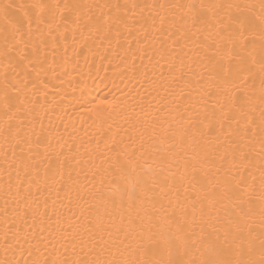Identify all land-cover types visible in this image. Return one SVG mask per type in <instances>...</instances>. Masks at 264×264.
I'll return each mask as SVG.
<instances>
[{
    "label": "bare ground",
    "instance_id": "obj_1",
    "mask_svg": "<svg viewBox=\"0 0 264 264\" xmlns=\"http://www.w3.org/2000/svg\"><path fill=\"white\" fill-rule=\"evenodd\" d=\"M189 3L224 6L208 11L213 19L197 33L199 44L187 9L180 7ZM8 4L15 6L7 9L10 18L22 21L15 38L2 30ZM261 4L262 0H0V261L169 259L163 248L155 255L144 253L150 236L168 237L173 259L208 257L211 246L230 247V258L237 259L239 248L247 250L251 242L252 256L259 261L264 234ZM229 16L244 21L243 37L235 26L231 36L222 27ZM233 42L237 50L245 46L244 52L234 53ZM213 51L217 70L234 66V54L243 55L248 64L254 57L252 78L244 84L233 74L225 90L205 68ZM249 90L251 112L240 115L229 97L241 98ZM208 124L219 136L218 152L215 138L209 142L196 132L206 131ZM193 140L197 145L207 142L209 158L217 157L216 167H208L204 156L196 155ZM226 149L227 159L221 160ZM233 155L239 167L231 163ZM193 164L200 169L196 182ZM226 181L231 188L240 183L234 190L243 193L241 200L232 197L231 190L222 195ZM45 202L50 216L54 206L62 214L59 227L67 245L56 217L42 223L37 214L45 211ZM69 209L80 222L81 212L101 219L104 227L94 241L88 242L82 231L73 241L68 234ZM41 228L47 229L44 236L53 246L37 253L34 245ZM237 235L241 239H234ZM96 241L99 246H94Z\"/></svg>",
    "mask_w": 264,
    "mask_h": 264
},
{
    "label": "snow or ice",
    "instance_id": "obj_2",
    "mask_svg": "<svg viewBox=\"0 0 264 264\" xmlns=\"http://www.w3.org/2000/svg\"><path fill=\"white\" fill-rule=\"evenodd\" d=\"M15 7L12 4H8L5 5V11L3 13L2 19H3V31L8 34L10 33L13 38H15V36L17 34H20L21 32V24L22 21H18V20H13L12 18H10L7 9L8 8H12ZM67 7V6H66ZM117 8H119V5L116 6ZM133 8H136L137 5H132ZM150 7H155V5H151ZM160 8H164L165 5H160ZM180 7H185L187 9V13L186 15L190 18V23H191V28L195 29L194 32H192V36H195L197 39V43L199 44V36L197 35V33H199L203 28H208L211 26L210 21L213 19V17H209L207 15L208 11L211 8H215V7H224L221 5H205L203 3L197 4V3H189L186 6H180ZM227 7L231 8L233 7L232 5H228ZM238 7V6H237ZM262 9H264V0H262V4H261ZM20 9H23L24 6L20 5L19 6ZM25 17L27 16V13H24ZM261 23L264 24V17H261ZM88 20H91V17H88ZM29 28L31 27V23L30 20L27 21ZM76 23L80 22V18L77 16L75 19ZM164 23V19L161 18V25H163ZM188 21H185V24L187 25ZM222 24V22H220ZM233 26H235L236 28L240 29L238 35L240 37L244 36V32H243V27H244V21L240 20L239 18H234L232 16L228 17V24L227 25H223L222 27H224L228 32H229V36L232 35V31H233ZM5 39L7 40V35L5 37ZM208 38L205 37V40H207ZM260 39L264 40V28H262L261 30V35H260ZM18 43V41H17ZM178 47H182L181 45H177ZM203 46V45H201ZM232 48L235 52H244L245 50V46H241L238 50L236 48V44L235 42L232 43ZM11 51V49H9ZM216 52L213 51L212 56L207 57L208 59V64L205 65V68L209 70L212 79L214 80H219L222 82L223 87L225 88V90H227L229 88V80L228 77L235 74V75H239L241 77V82L244 84L248 83V80L252 78V73H251V68L255 66V58L253 57L251 60V64H248V62L245 60L243 55H239V54H234L232 56V59H234L236 61V64L234 66H232L230 64V66L227 69H219L217 70L215 68V66L213 65V60L215 58ZM181 65H183V61H181ZM201 79H203V77H201ZM172 82L175 83V77L172 78ZM233 86H234V81L232 82ZM260 91H261V95H260V101L262 104V109H261V113H260V136H261V147H262V151H261V155L264 156V58H262L261 63H260ZM183 98V97H182ZM253 99V95H252V90L249 91H245L244 95L241 98H238L236 96H230L229 100L230 103L232 105L233 108L236 109L237 113L240 115H249L251 112V101ZM213 107H215V105H213ZM248 108V111L245 112V108ZM213 118H215V114H213ZM227 118V117H224ZM232 119H236L235 116L232 117ZM237 122L239 123V121L237 120ZM203 123V122H201ZM254 123V121H253ZM223 123H220L219 128L221 130V134H222V130H223ZM247 131L248 129H245V135H247ZM196 132L200 134L201 137L207 136L209 138V142L212 141V138H215V143L217 145L215 151H219V136L216 133V130L214 129L213 125L208 124L207 126V130L203 131L201 129H196ZM229 135H231V133H229ZM185 139L184 136H181V140L183 141ZM225 139L227 140L228 137H225ZM175 141H176V135L173 134V136L171 137V142L173 147L175 146ZM231 144H235V141H230ZM171 150V149H170ZM193 150L196 153L197 156L203 155L204 156V161L205 164L208 167H216L215 161L217 159L216 156H211V158H209L210 156V152H209V148L207 146V142L204 144H199L197 145L195 140H193ZM244 159H247V156L245 155L243 157ZM221 160H226L227 159V149L225 150V155L223 157H220ZM231 163L236 166L239 167V165L237 164L236 161V157L235 155H233L232 161ZM189 165L186 164V168ZM192 169H193V175H192V181L196 182V172L199 171L200 169H198L196 167V165H191ZM204 165H201V167H203ZM222 167V165H221ZM219 168H217V172H219ZM231 180H235V177H231ZM261 183L262 186H264V169L261 170ZM195 186V183H193V187ZM223 187V194L228 193L230 190L232 191V197H234L237 200H241V197L243 196V193L241 192H236L234 189H238L241 187L240 183L237 182L234 185V188H231L228 184V182L226 181L224 185H222ZM202 191H204V189H201ZM68 195V193H66V196ZM230 197V198H232ZM207 198V197H205ZM261 218H262V224H264V196L261 197ZM195 207V205L193 204V208ZM253 208H252V204L251 201H248V214H250L252 212ZM241 211L243 212V209H241ZM69 212L71 213V209H69ZM38 215H40L41 221L42 223L46 220H51L53 217H56V221H57V225L58 227L64 223V221H61L60 217H61V213H59L58 211H56L55 206L52 209V215H49L48 212V208H47V202H45V211L40 214L39 212L37 213ZM184 215V213H182V216ZM81 217H83L84 222H80V220H76V214L75 213H71V215H69L67 217V221H68V229L69 232L68 234L72 236L73 241H75L76 237L80 235L81 231L84 234H87L89 236V241L88 242H92L96 239V234L100 231L103 230V224L101 222V219L99 217L96 218H88V217H84L83 216V212H81ZM76 220V223H72L71 221ZM170 223H177V227L178 229L181 227L179 222L175 221V220H169ZM187 221L185 220V223ZM229 223H231V221H229ZM47 231V229L41 228L40 231V238L35 242V248L37 253H42L44 252L45 249H47L49 246H53V241L52 239L45 237L44 236V232ZM59 231L61 233V239L64 240L65 245H67V238L66 235L64 234V229L63 227H59ZM52 233L49 231V237H51ZM103 237H100V240H102ZM217 239H219V237H217ZM234 239H241V237L239 235L235 236ZM261 239V245H260V260L257 261L253 258L252 253L254 251L253 245L251 242H249L247 250H245V248L243 246H241L238 250L239 252V258L237 259H232L230 258L233 255V250L229 247V248H225L223 246H211L210 251H211V255H209L208 257L205 258H201L199 260H182V259H173L172 258V252H171V248H172V243L171 240L168 237H160V238H153V237H149L148 239V247H144L143 251L145 254H147L148 252H151L153 255H155L158 251L161 250V248L166 249L168 251V256L169 259L165 260H156V259H143V260H136V261H132V260H125L122 259L120 261H108L105 260L103 262L99 261V260H92V261H88V260H81V259H73V260H68V259H64V260H60V259H33L32 260V264H264V234L261 235L260 237ZM45 241H47L45 243ZM225 243H227V234L225 236ZM43 244V248L40 247V245ZM85 244V241L83 239H81L80 241V246L83 249V245ZM94 246H99V241H96V244ZM73 248H75V244L73 243ZM67 250V249H66ZM31 251L29 252V255H31ZM0 264H13L12 261H0ZM15 264H19V262H15Z\"/></svg>",
    "mask_w": 264,
    "mask_h": 264
}]
</instances>
